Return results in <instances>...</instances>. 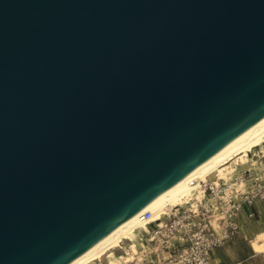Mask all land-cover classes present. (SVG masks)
<instances>
[{"label":"water","instance_id":"1","mask_svg":"<svg viewBox=\"0 0 264 264\" xmlns=\"http://www.w3.org/2000/svg\"><path fill=\"white\" fill-rule=\"evenodd\" d=\"M264 116V0H0V264H67Z\"/></svg>","mask_w":264,"mask_h":264},{"label":"built area","instance_id":"2","mask_svg":"<svg viewBox=\"0 0 264 264\" xmlns=\"http://www.w3.org/2000/svg\"><path fill=\"white\" fill-rule=\"evenodd\" d=\"M244 173H227L216 181L190 178L197 188L187 200L167 206L155 219L149 210L140 214L133 236L124 238L128 248L119 241L112 250L121 249L116 264H212L211 251L229 239L237 227L235 216L256 197ZM108 259L93 264H110Z\"/></svg>","mask_w":264,"mask_h":264},{"label":"bare ground","instance_id":"3","mask_svg":"<svg viewBox=\"0 0 264 264\" xmlns=\"http://www.w3.org/2000/svg\"><path fill=\"white\" fill-rule=\"evenodd\" d=\"M263 138L264 116L227 144L219 148L215 153L202 161L173 185L124 219L114 229L67 264H93V260L97 258L101 259L102 255H104V257L106 255L109 257L108 261L110 264H116L117 260L122 258V256L113 254L112 250L117 247L119 244L118 242L121 241L122 238L133 236V230L140 224V214L149 210L155 219L158 218L159 213L167 206L187 200L192 196L193 190L197 188V185L192 186L189 184L188 181L190 178L216 181L215 179L218 177H226L229 166H231V164H236L237 161L244 162L247 152L259 145ZM229 162L230 164H228ZM226 189H228V187ZM262 238L263 237H258V240H262ZM258 240L253 241L251 244L254 251L261 250V243ZM130 248L134 251L136 250L132 244Z\"/></svg>","mask_w":264,"mask_h":264},{"label":"rangeland","instance_id":"4","mask_svg":"<svg viewBox=\"0 0 264 264\" xmlns=\"http://www.w3.org/2000/svg\"><path fill=\"white\" fill-rule=\"evenodd\" d=\"M243 171L244 176L248 178L245 183L247 189L251 187L256 192V197L251 203L242 206L235 216L237 227L229 239L211 251L212 264H264V138L259 145L247 152L244 162L231 164L228 174L231 176ZM258 237L263 238L258 240ZM256 240L261 243L260 251H254L251 247L252 242ZM128 243L122 238L120 245L128 248ZM120 250L115 253H121ZM101 259L105 260L104 255Z\"/></svg>","mask_w":264,"mask_h":264}]
</instances>
